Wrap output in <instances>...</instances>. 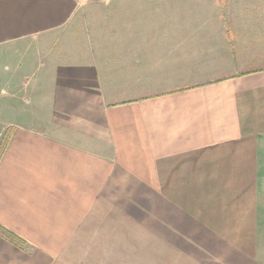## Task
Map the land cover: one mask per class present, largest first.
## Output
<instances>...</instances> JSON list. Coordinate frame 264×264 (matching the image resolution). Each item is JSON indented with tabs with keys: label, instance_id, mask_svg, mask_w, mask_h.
I'll use <instances>...</instances> for the list:
<instances>
[{
	"label": "crops",
	"instance_id": "obj_1",
	"mask_svg": "<svg viewBox=\"0 0 264 264\" xmlns=\"http://www.w3.org/2000/svg\"><path fill=\"white\" fill-rule=\"evenodd\" d=\"M27 2L0 26L41 31ZM87 7L56 8L80 40L7 107L0 225L26 246L0 264H264V0Z\"/></svg>",
	"mask_w": 264,
	"mask_h": 264
},
{
	"label": "rangeland",
	"instance_id": "obj_2",
	"mask_svg": "<svg viewBox=\"0 0 264 264\" xmlns=\"http://www.w3.org/2000/svg\"><path fill=\"white\" fill-rule=\"evenodd\" d=\"M38 1L41 2V0H30V3L27 2L26 6L28 7L29 13L25 16L26 18L23 22L22 17H19V20L22 22L21 24L27 20H31L30 22L34 26L41 27V31L26 32L22 30L20 26L12 25L8 26L10 30L7 31L9 32L7 33L5 31L8 27L0 26V145L4 131L6 130L2 125H5L9 119L7 107L16 98L12 95L15 89L19 91L24 89V87H21L20 85L22 79H24L26 75H29L30 72L37 70L40 61L48 59L46 62L47 64H50L49 61L54 58L55 54L60 55L61 57L64 56L65 54L62 53V49H69L71 41L75 44V41L80 40L78 34L82 30V26L87 22L85 19L86 17L83 16L84 14L81 12L69 17L68 14L66 16H59V12L56 13V8L64 6L67 11L69 10L70 12L73 11L72 6L75 8L78 7L79 9L86 8L87 3H89L90 0H46L44 6L47 7L48 12L50 9V13L55 14V16L51 14L48 15V17L37 15V13L40 12V9L41 11L44 10L42 9V4L41 6H38ZM98 1L99 0H96V2ZM88 7L92 9L97 8L99 10L106 9V5H89ZM59 17L62 21H59ZM6 18H13L16 20V17ZM1 21H7L5 20V16H0V23H2ZM44 27L46 28L43 29ZM75 30L78 32H74ZM49 67L54 70L53 66ZM42 73L45 74L46 71H42L41 74L38 75V83L40 84L42 80V86H50L52 84L51 80L41 79V77L43 78ZM80 237V245L83 246L80 249L79 255L81 256L84 255L87 247L90 245L86 246L87 240H85V233L81 234ZM102 247L104 246L102 245ZM97 253L101 256H94L95 260L90 261V263L106 264V256L102 255V250L100 248L96 249V252H94V254Z\"/></svg>",
	"mask_w": 264,
	"mask_h": 264
},
{
	"label": "trees",
	"instance_id": "obj_3",
	"mask_svg": "<svg viewBox=\"0 0 264 264\" xmlns=\"http://www.w3.org/2000/svg\"><path fill=\"white\" fill-rule=\"evenodd\" d=\"M6 142H7V139H4V142H2L0 146V155L3 152ZM0 237L4 238L5 240L9 241L10 243H12L13 245L19 248L21 247L23 248L26 246V242L23 239H21L16 234L9 231L8 229L4 228L2 225H0Z\"/></svg>",
	"mask_w": 264,
	"mask_h": 264
}]
</instances>
